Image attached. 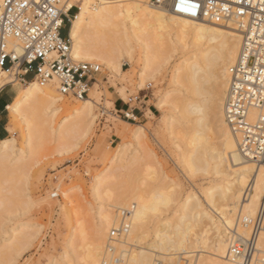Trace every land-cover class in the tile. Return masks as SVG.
I'll use <instances>...</instances> for the list:
<instances>
[{"label":"bare ground","instance_id":"bare-ground-1","mask_svg":"<svg viewBox=\"0 0 264 264\" xmlns=\"http://www.w3.org/2000/svg\"><path fill=\"white\" fill-rule=\"evenodd\" d=\"M76 2L79 11L72 19L70 41L77 60L99 61L119 77L123 72L122 59L130 58L131 47L138 46L142 50L138 88L142 89L161 73L172 56H181L173 72L172 83L187 90L188 97L178 106L195 117L190 132L184 134L177 130L188 148L183 152L182 162L188 163L194 172L205 173L210 168L220 179L204 190L206 207L196 195L191 194L171 215L173 217L165 220L160 217L162 208L165 211L175 201L171 187L154 189L149 188L153 181L147 187L144 185L147 181L142 185L135 182L136 185H131L117 180L124 170L131 168V163H139L140 157L134 153L136 149L131 152L134 154L131 163L126 158L129 151L126 148L106 160L102 158L111 164L108 173L100 175L95 185L96 198L102 201L103 206L93 225L91 239L85 238L83 226L77 223V229L68 242L72 253L70 257L67 252L68 264H102L104 260H114V257L122 259L120 264H160L162 261L176 264L178 255L195 253V264H236L228 259L230 244L235 236H249L244 220L255 217L264 190V164L257 165L243 157L225 120L229 70L241 45L236 27L177 16L157 6L155 0ZM1 4L2 0L0 7ZM9 78L6 73L2 74L0 91L13 82ZM95 86L97 82L91 90ZM99 94L94 90L87 99L69 107L65 97L52 84L29 82L23 86L8 110L12 125L9 130L14 132L20 123L25 127L26 149L17 150L14 139L0 140V173L7 169L6 173L10 172L9 167L13 169L11 165L19 167L17 164L31 154L41 137L38 136L39 125L50 126L61 112L67 117L56 130L57 139L87 133L96 117ZM169 97L170 93H167L161 103H168ZM110 104L113 106L114 103ZM167 116H163L161 123L174 131L176 123ZM122 124L128 125L129 122L122 121ZM115 130L126 136L125 131ZM146 134L144 126H136L132 132L136 143L142 142ZM129 205L135 208L130 230L124 239L111 243L110 232L117 227L118 212L128 209ZM31 227L27 223L14 233L15 243L38 235L36 231L31 232ZM131 243L136 245V250L121 248L133 246ZM110 245L115 247L114 252L110 251ZM258 249L264 253V233L259 238Z\"/></svg>","mask_w":264,"mask_h":264},{"label":"rangeland","instance_id":"rangeland-1","mask_svg":"<svg viewBox=\"0 0 264 264\" xmlns=\"http://www.w3.org/2000/svg\"><path fill=\"white\" fill-rule=\"evenodd\" d=\"M67 34L68 28L65 26L62 36L67 37ZM130 53V58L126 56L122 59L123 72L119 77L114 76L101 62L91 61L100 64L103 72L98 76L97 86L90 92L91 94L94 90L99 91L100 99L99 105L97 104L95 108L94 123L87 133L81 132L65 139H57L56 130L67 117L61 112L50 126L39 125L38 136L41 137L34 144L31 154L17 164L19 167L11 165L13 169L9 167L11 168L9 173H6L8 169L0 173V259L1 257L3 259L1 264H68L67 252L72 257L68 242L77 229L76 225L81 223L85 238H92L93 225L96 223L99 209L103 206L102 201L96 198V180L100 175L107 174L111 167L110 162L105 161L106 158L116 155L122 148L129 150L126 158H129L130 163L134 155L131 152L134 149L137 150L134 153H138L140 159L139 163H131L135 171L133 165L129 163L133 171L130 167L127 171L124 170V173L121 172L123 177H118V181L131 185L134 182L142 185L147 181L144 183L147 187L153 181L152 187L149 188H172L175 201L173 200L172 206L165 208V211L162 208L161 218L167 220L173 217L171 215L175 214L174 212L191 194L196 195L206 207L204 190L220 178L215 176L210 168L209 172L208 170L205 173L194 172L188 163L182 162L183 152L188 148L177 130L183 131L184 134L190 132L195 117L179 108L181 101L188 97L187 90L172 83L173 72L181 56L178 54L172 56L161 73L147 82L146 87L139 89L138 74L141 72L142 50L134 45ZM133 74L135 75L132 78L130 75ZM12 79L9 78V81ZM21 86L27 85L19 81L10 83L2 89L3 97L12 103L17 93L21 91ZM167 93H170L168 103L162 104V98ZM130 99L134 100L131 103L133 108L141 109L135 122L119 117L116 113L122 106L128 109L125 102L129 103ZM64 101L69 107L81 103L68 98ZM110 103H114L113 106ZM10 114L11 112L6 110L3 115L5 138L14 139L17 150H25V127L20 123L16 130L11 132ZM167 115L176 123L174 131L163 127L161 123L163 116ZM122 121L129 124L124 125ZM212 121L215 122L214 119ZM136 126L147 128L146 137L140 143L139 141L136 143L132 136ZM117 128L125 131L126 136L117 133L115 130ZM5 138L0 137V140ZM127 208H131V205ZM114 212L117 213V210ZM27 223L32 225L31 232L36 231L38 235L31 240L23 239L15 243L14 233H18ZM121 248L137 249L135 244Z\"/></svg>","mask_w":264,"mask_h":264},{"label":"built area","instance_id":"built-area-1","mask_svg":"<svg viewBox=\"0 0 264 264\" xmlns=\"http://www.w3.org/2000/svg\"><path fill=\"white\" fill-rule=\"evenodd\" d=\"M156 5L177 16L219 25H234L241 36L238 57L230 68L225 100V120L246 160L264 164V0H155ZM79 11L76 0H2L0 7V77L27 85H54L68 99L80 102L89 97L100 64L83 62L73 56L70 41L72 19ZM67 26V37L62 31ZM9 85V84H8ZM130 99L119 117L137 121V107ZM137 102V99H135ZM134 207L119 211L117 227L110 242L124 239L131 226ZM249 236H235L228 259L236 264H264L258 249L264 233V190L254 218L245 219ZM112 245V244H111ZM109 246L114 252L115 247ZM178 264H195V254L178 255ZM102 264H120L114 257ZM161 264V263H160Z\"/></svg>","mask_w":264,"mask_h":264},{"label":"crops","instance_id":"crops-1","mask_svg":"<svg viewBox=\"0 0 264 264\" xmlns=\"http://www.w3.org/2000/svg\"><path fill=\"white\" fill-rule=\"evenodd\" d=\"M3 93L4 90L0 91V137L5 138L6 137V129L5 126L3 124V115L5 114L6 110H8V107L12 104L10 100H6L3 97ZM122 98V97H120ZM124 100V98H122ZM126 106H122V108L118 111H126L127 109H125ZM140 108L137 109L136 111V115L139 118V112H140ZM6 139V138H5ZM3 140V139H2Z\"/></svg>","mask_w":264,"mask_h":264}]
</instances>
